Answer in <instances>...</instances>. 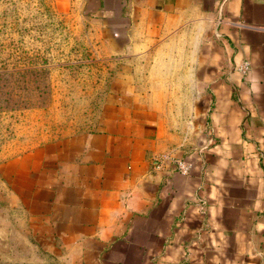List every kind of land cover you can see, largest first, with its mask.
<instances>
[{"label": "crops", "instance_id": "crops-1", "mask_svg": "<svg viewBox=\"0 0 264 264\" xmlns=\"http://www.w3.org/2000/svg\"><path fill=\"white\" fill-rule=\"evenodd\" d=\"M69 1L115 71L93 129L11 191L27 244L71 264H264V0Z\"/></svg>", "mask_w": 264, "mask_h": 264}, {"label": "rangeland", "instance_id": "rangeland-1", "mask_svg": "<svg viewBox=\"0 0 264 264\" xmlns=\"http://www.w3.org/2000/svg\"><path fill=\"white\" fill-rule=\"evenodd\" d=\"M90 29L69 0H0V264H71L27 244L11 191L25 192L31 166L42 171L97 122L115 69Z\"/></svg>", "mask_w": 264, "mask_h": 264}, {"label": "built area", "instance_id": "built-area-1", "mask_svg": "<svg viewBox=\"0 0 264 264\" xmlns=\"http://www.w3.org/2000/svg\"><path fill=\"white\" fill-rule=\"evenodd\" d=\"M238 69L241 73H245L249 69V64L247 62H244L242 65L239 66ZM174 165H175L176 170L183 175L188 174L190 170L192 169V163L185 159L174 160Z\"/></svg>", "mask_w": 264, "mask_h": 264}]
</instances>
